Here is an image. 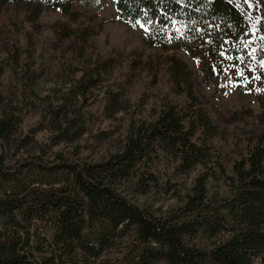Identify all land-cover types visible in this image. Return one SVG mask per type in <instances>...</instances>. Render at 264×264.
Returning <instances> with one entry per match:
<instances>
[{"label": "trees", "instance_id": "1", "mask_svg": "<svg viewBox=\"0 0 264 264\" xmlns=\"http://www.w3.org/2000/svg\"><path fill=\"white\" fill-rule=\"evenodd\" d=\"M113 1L122 19L149 24L159 34L172 31L190 52L201 43L212 58L235 48L232 39H240L250 23L241 0ZM29 2L70 12V0H0V8ZM260 11L264 32V5ZM243 52L259 64L261 50ZM171 61L184 104L167 99L149 119L132 121L121 149L101 161L71 160L63 153L47 157L33 137L17 135L20 115L0 97V264H255L264 259V134L234 162L233 175L227 176L230 195L212 196L209 184L221 168L213 143L218 127L194 89L188 65L176 57ZM102 80L99 71L84 73L51 107L52 121H68L78 101ZM106 92L110 117L126 109L118 92ZM162 162L172 168L166 182L159 175ZM195 170L179 204L166 213L139 202L138 197L162 191Z\"/></svg>", "mask_w": 264, "mask_h": 264}, {"label": "rangeland", "instance_id": "2", "mask_svg": "<svg viewBox=\"0 0 264 264\" xmlns=\"http://www.w3.org/2000/svg\"><path fill=\"white\" fill-rule=\"evenodd\" d=\"M240 2L248 5L247 32L232 39L235 48L221 49L215 58L201 43L190 52L172 31L159 34L149 24L122 19L113 0H70L69 13L30 2L2 6L0 97L20 115L17 135L33 137L50 158L63 153L71 160L101 161L121 149L132 121L149 119L167 99L184 104L185 94L176 89L171 74L176 57L188 65L194 89L218 127L213 143L221 168L209 184L211 195L228 197L227 176L233 175L234 162L264 134V32L259 27L264 0ZM248 47L261 50L259 64L240 55ZM88 70L99 71L102 82L78 101L68 121H52L51 107ZM107 90L118 92L126 105L112 117L106 112ZM171 172L162 162L163 182ZM196 176L197 170L179 175L163 186L170 190L138 197L139 202L166 213L179 204ZM255 264H264V259Z\"/></svg>", "mask_w": 264, "mask_h": 264}]
</instances>
